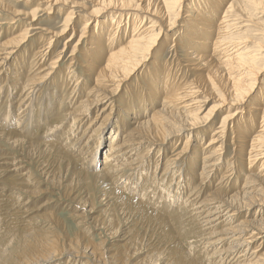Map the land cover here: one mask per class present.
<instances>
[{
  "label": "rangeland",
  "instance_id": "obj_1",
  "mask_svg": "<svg viewBox=\"0 0 264 264\" xmlns=\"http://www.w3.org/2000/svg\"><path fill=\"white\" fill-rule=\"evenodd\" d=\"M236 1L222 0L221 9L208 2L213 10L211 15L205 12L204 17L211 21L208 23L210 29L196 26L194 21L189 23V19H186L188 16L194 19L197 13L200 14L198 11L203 0L186 1L181 9V16L186 15L182 29L183 32L189 29V33L185 32L187 37L179 35L180 31L173 36L160 34L156 47L146 56L137 71L128 76L124 84L126 88L119 91L121 99L116 102L115 114L108 119L107 128L102 126L98 132L100 136L95 139V135L91 133L94 130L92 118L95 113L91 120L79 125H75L68 114L79 110L80 102L91 91L92 82L88 78L91 76L94 79L95 73L88 67L91 55L83 58L86 52L102 55L107 50L105 47L101 49L92 45L98 36V30L94 26L97 21L103 23L105 17L89 15V11L93 9V0H66L67 6L50 5L47 9L44 4L40 6V0H0V46L11 40L18 41V37L24 35L23 40L8 47L9 50L13 49L8 61L3 59L5 56L2 55L0 47V264H115L118 257L121 258L120 254L123 257L119 262H124L123 264H243L240 263L241 259L250 254L253 256L258 252V247V255L264 252L263 233L258 235L259 240L249 246L248 256L239 257V253L230 248L234 244L226 240L229 231L222 228L226 222L220 226H216L218 221L209 224L210 226L205 225L203 217L207 209L205 207L198 210V204L204 198L215 194V201L216 198L225 201L241 188L245 176L256 174L243 164L249 149L242 151L238 143L240 140L237 141L231 131L235 127L233 123L242 121L239 127L236 125L238 129L244 126L243 121L247 114L245 110L249 103L254 102L257 89H260L264 81V0H257V9L246 3L243 12L230 7V3ZM32 11L35 17L31 22ZM68 11H72V16L66 22ZM137 15H141L140 18L148 16L154 17V21L158 20V16L149 13L138 11ZM129 20H121L122 29L125 28L123 24ZM158 22L154 24L156 27L159 26ZM130 24L126 26L123 40V33L117 36L119 40L115 41L116 44H121L129 37L132 31ZM225 25L230 33L227 39L243 38L246 48L258 51V68L261 66L262 69L257 76L254 92L240 106L242 111L240 112L238 105L229 110L241 114L235 116L234 122L228 125L224 135L221 119L225 115L229 116L231 112L227 113L226 108H221L213 111V120L196 129L194 133L197 137L195 139L193 134L194 140L189 143L188 156L184 159L182 155L178 157L176 154L182 149L185 139L184 135H180L162 144L159 153L156 150L146 152V149L137 151L139 154L133 158L134 166L122 173L112 174L110 181L107 177L108 184L106 179L104 181L91 175L103 166L109 140L113 138L115 131L129 123L126 119L120 123V117L123 119L126 114L123 106L134 109L142 104L140 100L151 99L153 102L155 98V102L156 99L158 102L146 108L148 117L151 116L153 109L159 107L162 101L160 98L167 77L172 83L184 84L185 92L194 93L195 97L193 95L186 101L195 102L200 116L216 105L215 100L219 99L217 91L214 95H209L201 87L206 85L207 67L213 59L209 57L212 43L220 33L217 27ZM109 27L110 24L99 40L104 45ZM196 30H200L201 35L199 39L193 40L190 34L197 33ZM180 38L182 45L175 43ZM205 41H208L207 45L203 46ZM115 43L113 42L114 45ZM92 46L96 49H90ZM239 46L244 45L241 43ZM250 48L248 49L252 50ZM17 55L21 57L17 59ZM198 55L207 58L195 60ZM31 60L36 65L32 63L33 67L29 68ZM195 63L198 64L194 65ZM33 72L40 75L38 79L43 81V85L39 86L43 87H35L32 93L35 94L33 103L23 100L18 107V99L24 92L20 87L31 83L28 80L32 76L37 79ZM36 89L39 91L36 92ZM152 92L156 95H152ZM21 107L28 108L22 116L18 114ZM195 112L196 110H192V113ZM71 122L73 127H69ZM101 122L102 120L97 123L96 131L101 127ZM118 123L120 126L116 128ZM258 124L259 120L254 132L260 130ZM15 130H19V133L25 132L18 134ZM212 131L220 136L217 143L220 144L223 140L221 145L218 144L219 147H214L217 150L214 159L218 167L202 170L200 158L204 151L201 149L207 145ZM201 139L202 143L199 144ZM93 140L98 142L95 147L99 145L95 150ZM103 141L104 145H100ZM126 159L127 157H123L122 161ZM163 159L166 162L169 160L170 165L166 169ZM142 160L147 161L144 167ZM141 167L142 171L137 172ZM202 171L204 173L200 174ZM179 174L183 179L179 178ZM259 176L264 180V175ZM132 192L137 193L132 196ZM247 193L248 197H237L241 200L239 203L247 205L241 211H234L236 220L238 219L236 224L239 220H253L252 215H255L258 219L260 217L259 224L264 230V186L261 191L249 189ZM38 238L57 239L62 246L78 242V247H73L78 260L63 255L50 262H35L31 256L38 249ZM92 247L96 248V253L92 251ZM111 257L114 258L111 260ZM115 257L118 259L115 260Z\"/></svg>",
  "mask_w": 264,
  "mask_h": 264
},
{
  "label": "bare ground",
  "instance_id": "obj_2",
  "mask_svg": "<svg viewBox=\"0 0 264 264\" xmlns=\"http://www.w3.org/2000/svg\"><path fill=\"white\" fill-rule=\"evenodd\" d=\"M40 1H41L40 6H43V4L46 5L45 9H47V7H49L50 5H57V4L67 6V4L65 3L66 0H40ZM186 1L188 0H93L92 2L93 9L89 11V15L90 16L92 15L94 17L104 16L105 21L103 23H99L97 21V23L95 24L94 28L98 30V36H96L97 37L95 38L96 41L93 42L92 45H96L97 46L96 48H101V49H103L102 47H105L107 48V50L102 55H98L94 53L91 54L92 52L87 51L86 56L83 57V58H86L88 57V55H91V61H89L88 67H90V70L94 71L95 75H94V79L91 76L90 78H88L92 82L91 91L90 92L88 91L89 95H87V97L84 98L80 102V105L78 106L79 110L77 111L75 110L68 114V117H71V120H73V123L75 122V125L77 123L78 125L82 124V122H85V121L88 122V120H91V118L93 117L92 114L95 113L94 118H92V120L94 119L93 124H92V127L94 130L91 131V133L93 136L95 135V139H98V137L100 136V133L98 134V132L102 129V126L104 125V128H107L106 126L108 125V119L113 114H115L114 108L116 106V102H119V100L121 99L119 95V91L126 88V85L124 86V84H125V81L128 79V76H130L133 72L137 71V68L146 59V56L156 47L155 44L158 42L157 40L160 39L159 38L160 34H163L164 36L166 35L173 36V35H176L180 31L179 35H183L187 37L185 32H188L189 29H185L184 32L182 29L183 27L182 23L185 22L186 15L181 16V13H182L181 9L182 7H184L185 3H187ZM208 2L213 4L215 7L221 9L220 5L222 4V0H211V1L203 0L201 4V8L198 11L200 12V14L197 13L194 19L191 18L190 16L186 18V19H189L188 20L189 23L190 22L192 23L194 21L193 22L194 25L199 26L201 28L210 29V25L208 23H211V21L207 20L204 17L206 14L211 15V11L213 10V9H210L211 6H209ZM246 3L251 8L254 7L253 9H257L256 6L259 5V3H257V0H237L236 2L230 3L231 5L230 7H234L237 10L243 12L244 7H246ZM138 11L142 13L152 14V16H158V20L154 21V17L148 18V16L140 18L141 15H137ZM71 16H72V11H68V14L65 18L66 22H68V19ZM34 17H35V14H34V11H32L31 12V19H32L31 22L33 21ZM122 19L123 21L130 19L129 21H126L125 24H123V26H125L124 29H122V23H121ZM86 22L87 21H85V23ZM157 22L159 23L158 27L154 25ZM128 23H131L129 25L132 28L131 34L124 41H122L121 44L120 43L116 44L115 41L119 40L117 39V36L119 34L123 33V36H122V40H123L124 34L128 27L127 26ZM223 23L225 22L223 21ZM109 24H110V27L108 28V30H106L107 35H106V39L104 40L106 41V43L104 45L100 43L99 40H100V37L104 36L105 29L107 28ZM84 25H85L84 27H86V24ZM218 27L217 29H219L220 33L216 35L215 40L212 43V53L209 57L211 58L213 57V59L210 60V64H208V67H207L208 73H207L206 85L201 87L209 95H214L215 91H217L219 99L215 100V102H217L216 105L208 109L207 112L203 116H200V114L197 113L198 111H197L195 102L186 101V99L193 96L194 93L185 92L184 84L180 85L182 83H178V84H176L175 82L172 83L170 82L171 79L168 78L166 75L167 79H165V84H164L165 88L160 98L162 101L159 107L154 108L153 109L154 111L152 110L153 114H151V116L148 117L146 113V108L152 107L156 102H158L157 99L155 102L154 100L155 98H153V96H151V98H153V102H151V99H149V101H147L146 99H144V101L140 100L142 104L138 107H135L134 109L123 106V109L126 111L124 113L126 114L123 119H122V116L120 117V123L125 119L129 123L126 125L123 124L122 129L115 131L113 138L109 140L110 145L108 148L107 156H105V159L103 160L104 161L103 166L101 167V169H99L100 167L98 168V172L97 171L93 172L91 175L96 176L97 178H101L105 181L107 177L109 178L112 174L114 175V173H122L123 170L132 168L135 163L133 158L135 156L138 157V155L136 154H139L137 151H142L143 149H146L147 150V151L145 150L146 152H150V151L153 152L156 150V153L157 152L159 153L160 150H162V144H165L167 140H170L171 138H174L180 135H184L185 139L183 140V145H182L183 147L181 146L182 149L180 148L181 150L178 151V153L176 154L178 157L182 155V158L184 159L185 157L188 156L187 151L189 149L187 147L189 143L194 140L193 134L195 136V139L197 137L194 132L199 126H205L210 120L214 119V117H212L213 111L220 110L221 108H226L225 109L227 110L226 112L229 113L231 112L229 110H232L231 108L237 105L239 106L238 109H240V112L242 111L240 106H242L246 102V99L254 92V88H256L255 86L257 84L256 82L258 81L257 76L260 75L261 73L262 67L260 66L258 68V64H259L258 51H254V49L248 46L247 47L252 50H249L248 48H246V45H245L246 41L245 42L242 41L243 38L242 39H240V37L237 39L233 38L234 40L232 38L227 39V37L230 36V33L226 25L225 27H219V28ZM199 31L200 30L198 31L196 30L197 33L190 34L193 40H195L196 38L198 39L200 38L199 35L201 34L199 33ZM92 34H93V31L91 33V36ZM18 38L19 40H23L24 35H21ZM19 40L18 41L11 40V41L1 44L0 47L2 48V52H3L2 55L5 56L3 59H7L8 61V59L11 56V52L13 50V49L9 50L8 47L11 45H15L16 43H19L20 42ZM113 42L115 43V45L113 44ZM207 42L208 41H205L203 46L204 45L206 46ZM175 43L182 45V38H180V40H176ZM241 43L244 46H239V44ZM191 45L196 47V45L192 44V42H191ZM182 47L184 48V46ZM96 48H94V46L90 47V49H93V50H95ZM201 51H204V50L202 49ZM94 55H96V57H94ZM18 56L19 55H17V59L21 57V56L20 57ZM206 58L207 57L205 56L198 55V57L196 56L195 60L200 61L201 59L205 60ZM32 63L33 61L29 64V68H32L33 67L32 65L35 64V63L33 64ZM197 64L198 63H195L194 65H197ZM35 73H37V71H35ZM36 76L37 74L35 75V77ZM32 77H30V80H28V82L32 81L31 83H25L23 87L22 86L20 87L22 88V90L24 89V92L22 91L23 95L20 94L21 96V98H19L20 100L17 98L18 107L21 106L20 104L23 102V100H27V102L33 103V101H35V98H34L35 94H32V93L35 91L34 90L35 87H37L38 89L43 87V86H39L43 82L42 80L40 81V79H38L40 75L37 76V79L35 78L33 79ZM261 84L262 85L260 89H257L258 92L254 96V99H253L254 102L249 103L247 106V110H245L247 114L243 121L244 126L241 128L242 130L236 128V125H238L239 127V125L242 124V121L241 123H235V124L233 123L235 116H237L238 114H241L240 112L238 113L236 111H233L229 114V116L225 115L221 119V128L223 131L222 133L223 135L225 131L227 130L229 124L233 123L232 125L235 126L233 130L231 129L232 130L231 134L236 136L237 141L240 140L238 141L240 149L242 151L246 150L247 148L249 149L248 156L246 160H243L244 161L243 164L247 167L249 171L255 172L256 174L248 175L247 177L245 176V178L243 179V183L241 184L242 185L241 188H239V190L235 194H232L230 195V197H227L229 201L228 199H225V201H222L220 198L219 199L221 201H219L217 198L215 201L213 198H215L214 196L216 195L212 194L206 197L207 199L206 198H204V200L202 199L203 201L200 202V204L197 203L200 206L198 210L205 209V207L207 209V211H204L206 214L203 217V221L204 223H206L205 225H209V224H212L218 221L219 224L217 223L216 226H220L221 223L223 224V222H226L224 225H222V228H227L226 231H229V234L226 236L227 237L226 240H230L231 241L230 243L234 244V246L230 247L232 248V251L235 249V251L233 252L239 253L238 254L240 255L239 257H243V258L248 256L249 253H247V250L249 246L254 244V242H256L257 240H259L258 235H262L264 233V230L261 228L262 226H260L259 224L260 217L258 219L255 215H252L253 220H248V221L239 220V223L236 224V222H238V219L236 220V216L234 214V211H237V212L241 211L247 205V204L239 203L241 200L237 199L238 196L248 197L249 194L247 192L249 189L254 190V191H261V187L264 186V180L261 179L259 176V175H262V176L264 175V167H263L264 166V81H262ZM38 89H36V92ZM152 95H156V93L152 92ZM193 97H195V95ZM8 101L10 102V99H8ZM30 105L31 104H29V107H31ZM26 107L25 108L21 107L19 109L20 111L18 112V114L22 116V113H26V110L28 109V108L26 109ZM142 109L144 110L141 111ZM238 109H235V110H238ZM192 110H196V112L192 113ZM144 112L145 114H142ZM70 115H73V116H70ZM19 116L17 117L19 118ZM29 118L31 117L29 116ZM100 120H102L100 124L101 127L98 129V131H96L97 123ZM258 120H259V124L257 127L260 130L254 132V130L256 129V124ZM95 121H98V122L95 124ZM18 123H20V120ZM120 123L116 125V128H119ZM17 126L19 127V125ZM73 126L74 125H72V122H71L69 127H73ZM233 131H234V134L232 133ZM23 132L25 131H22L20 133H23ZM213 132L214 131H212L210 134V138L208 140L207 145H204L205 147H202L201 149L202 152L204 151L201 154V158H200L202 162V168H201L202 170L207 169V168H213V167L217 168L218 167V164L215 163L214 155L216 154V151H217L216 148L219 147L218 146L219 143L217 142L219 141L218 139H220V136L217 135V132L216 133H213ZM17 133L20 134L19 130L17 131ZM12 134L16 136V133L13 132ZM110 134L111 133H109V135ZM224 137L225 136H223V138ZM222 141L219 145L222 144ZM104 143L105 141L101 142L100 145H104ZM200 143H202V139L199 141V144ZM97 144L98 142L96 143L93 140V149L99 147V145L95 147ZM123 157H127V159L124 160V162L122 161ZM139 158L141 159V157ZM92 159H93V156H91L90 161H92ZM165 160L164 162H166ZM121 161L123 162L122 164H121ZM168 161L169 160H167V162L164 163L165 164L164 169H166L167 166L170 165ZM146 162L147 161L142 160L143 167ZM84 164L85 163H83V165ZM93 166L95 167L96 165H93ZM143 167H141L137 172H141ZM155 173H156V170H155ZM203 173H204L203 171L200 172V174H203ZM251 174H254V173H251ZM255 177H257L258 179H255ZM179 178H182L181 174H179ZM110 180L111 178H109V181ZM209 180L211 181V177ZM259 182L261 184H259ZM107 184H108V181H107ZM136 193L137 192H132L131 195L134 196L136 195ZM258 205H261V204H258ZM216 237L218 236L216 235ZM260 238H262V236H260ZM36 243H37L38 249L34 250V252L32 253L33 256H31V259L32 260L34 259V261L37 263L50 262L63 255H68V257H72L74 259L78 258L76 257L77 256L75 254L76 252L75 253L73 252L75 251L73 250V247L77 248L79 245L78 242L76 243L70 242L67 246L66 245L62 246L59 243V240L57 239L49 240V238L47 239L38 238L36 240ZM91 249L94 253H96L95 247L94 248L92 247ZM238 249H241V251ZM256 251L258 252L260 251L259 247L256 249ZM258 252L256 253L253 252L255 253L253 256L252 254H250L247 258L241 259L240 263L264 264V252L261 253L260 255H258ZM120 256L121 258L118 257L119 259L115 257V260L118 259V262L115 264L124 263V262L122 263L119 262V261H122L121 259L123 257L122 254H120ZM113 258L114 257H111L110 259L112 260ZM35 262H32V263H35Z\"/></svg>",
  "mask_w": 264,
  "mask_h": 264
}]
</instances>
